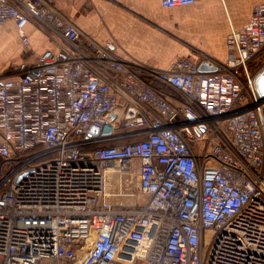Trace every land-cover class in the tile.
Returning a JSON list of instances; mask_svg holds the SVG:
<instances>
[{
	"label": "built area",
	"instance_id": "1",
	"mask_svg": "<svg viewBox=\"0 0 264 264\" xmlns=\"http://www.w3.org/2000/svg\"><path fill=\"white\" fill-rule=\"evenodd\" d=\"M31 19L61 48L0 78V264H264V97L248 69L264 0L225 61L166 70L124 61L53 0H0L26 46Z\"/></svg>",
	"mask_w": 264,
	"mask_h": 264
},
{
	"label": "crops",
	"instance_id": "2",
	"mask_svg": "<svg viewBox=\"0 0 264 264\" xmlns=\"http://www.w3.org/2000/svg\"><path fill=\"white\" fill-rule=\"evenodd\" d=\"M263 0H196L194 4L164 7L161 0H53L85 33L100 43L113 41L124 61L168 69L179 58L192 56L218 63L227 57L226 37L241 28L256 3ZM21 42L14 20L0 25V78L14 76L22 63L29 65L46 50L61 45L37 21L25 27ZM168 93L171 89L163 87ZM172 91V92H171Z\"/></svg>",
	"mask_w": 264,
	"mask_h": 264
},
{
	"label": "rangeland",
	"instance_id": "3",
	"mask_svg": "<svg viewBox=\"0 0 264 264\" xmlns=\"http://www.w3.org/2000/svg\"><path fill=\"white\" fill-rule=\"evenodd\" d=\"M249 71L252 73H256L257 71H260L264 67V52L259 54L248 66ZM129 187L134 189L137 192V203H142L146 197L140 193V191L136 188V176L133 175L131 177V182L129 184Z\"/></svg>",
	"mask_w": 264,
	"mask_h": 264
},
{
	"label": "water",
	"instance_id": "4",
	"mask_svg": "<svg viewBox=\"0 0 264 264\" xmlns=\"http://www.w3.org/2000/svg\"><path fill=\"white\" fill-rule=\"evenodd\" d=\"M200 71H216V66H209L207 63H201L199 66ZM256 88L260 94L261 97H264V67L261 69V71L258 73L256 79H255ZM98 127L92 126L90 129V135H97L98 133Z\"/></svg>",
	"mask_w": 264,
	"mask_h": 264
},
{
	"label": "bare ground",
	"instance_id": "5",
	"mask_svg": "<svg viewBox=\"0 0 264 264\" xmlns=\"http://www.w3.org/2000/svg\"><path fill=\"white\" fill-rule=\"evenodd\" d=\"M107 168H109V169H110L111 167H107Z\"/></svg>",
	"mask_w": 264,
	"mask_h": 264
},
{
	"label": "trees",
	"instance_id": "6",
	"mask_svg": "<svg viewBox=\"0 0 264 264\" xmlns=\"http://www.w3.org/2000/svg\"><path fill=\"white\" fill-rule=\"evenodd\" d=\"M162 86V85H161ZM172 92V91H171Z\"/></svg>",
	"mask_w": 264,
	"mask_h": 264
}]
</instances>
